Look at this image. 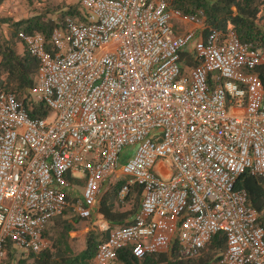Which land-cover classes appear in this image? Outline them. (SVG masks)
I'll return each mask as SVG.
<instances>
[{
  "label": "built area",
  "instance_id": "built-area-1",
  "mask_svg": "<svg viewBox=\"0 0 264 264\" xmlns=\"http://www.w3.org/2000/svg\"><path fill=\"white\" fill-rule=\"evenodd\" d=\"M172 1L81 0L86 20L66 18L49 40L19 32L40 65L32 95L55 117L32 118L0 89V250L39 253L55 217L91 218L120 175L144 188L140 211L95 264H115L127 247L143 259L178 244L193 257L220 233L216 264H264V227L235 188L249 172L264 189V53ZM185 53L197 65L185 66ZM162 161L170 178L156 170ZM69 175L86 179L81 198Z\"/></svg>",
  "mask_w": 264,
  "mask_h": 264
},
{
  "label": "trees",
  "instance_id": "trees-1",
  "mask_svg": "<svg viewBox=\"0 0 264 264\" xmlns=\"http://www.w3.org/2000/svg\"><path fill=\"white\" fill-rule=\"evenodd\" d=\"M5 1L0 0V7ZM171 8L186 15H198L203 18L208 29L224 33L234 31L243 42L253 44L264 53V0H173ZM66 18L77 22L86 20L82 8L72 6L62 13L61 22L43 13L12 24L9 38L0 35V89L14 93L32 118L46 119L51 112L43 102L31 98L40 65L28 50L23 54L18 52V34L21 31L39 33L49 40L53 31L60 28ZM183 59L185 66L197 65L188 53L183 54ZM258 72L264 83V63L258 67ZM68 177L75 185L83 184L82 179L71 175ZM130 182L129 177L122 176L103 190L97 213L108 223V229L90 230L86 234V247L80 253H76L71 245V233L78 229L80 220H67L63 214L55 217L47 226L44 236L49 239V246L39 253L25 254L7 242L0 250L3 253L0 264H95L100 246L113 231L130 226L140 211L144 188ZM125 187H128V192L122 195ZM235 188L247 192L249 202L264 227V189L261 181L245 172L238 177ZM225 249L226 236L220 233L201 253L193 257H188L178 244L143 259L136 258L132 247H127L119 251L115 264H216Z\"/></svg>",
  "mask_w": 264,
  "mask_h": 264
},
{
  "label": "rangeland",
  "instance_id": "rangeland-1",
  "mask_svg": "<svg viewBox=\"0 0 264 264\" xmlns=\"http://www.w3.org/2000/svg\"><path fill=\"white\" fill-rule=\"evenodd\" d=\"M72 6L81 7V0H6L5 3L0 7V35L6 36L5 34H8V37H10L13 30L12 24L22 20H27L43 13L48 14L50 18H53L57 21L59 20V22H61L60 17L62 13ZM172 23L182 28L180 32H186L193 28L192 26L183 24L176 19H173ZM37 81L38 76L36 77V82ZM31 98L36 101V97L34 95H32ZM54 117L55 114L52 113L50 119L52 120ZM136 149L137 145L125 147L121 155L122 162L126 161L130 156H133ZM166 166L169 167V163H167ZM120 177L122 176H113L111 180L109 179L104 183L102 190L106 189L109 183L115 182ZM81 179L83 180V184H78L74 187V196H77L78 198H81L86 186V179ZM128 207L129 206H127V208ZM64 217L67 220H80L78 229L71 233V245L76 253H80L85 249L86 234L90 230L108 229V223L103 219V217H101V215L97 213V207L95 208L94 214L89 219L80 218L74 209L67 210L64 213ZM49 245L50 241L47 237H45V244L43 248Z\"/></svg>",
  "mask_w": 264,
  "mask_h": 264
},
{
  "label": "crops",
  "instance_id": "crops-1",
  "mask_svg": "<svg viewBox=\"0 0 264 264\" xmlns=\"http://www.w3.org/2000/svg\"><path fill=\"white\" fill-rule=\"evenodd\" d=\"M7 38L8 34H5ZM17 50L20 54H23L26 51V47L24 44L20 41L17 42ZM1 60V57H0ZM167 165V162H160L156 168L157 172L162 175L164 178H170L171 177V171L170 168ZM168 167V168H167ZM102 217V216H101Z\"/></svg>",
  "mask_w": 264,
  "mask_h": 264
}]
</instances>
